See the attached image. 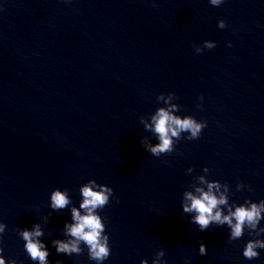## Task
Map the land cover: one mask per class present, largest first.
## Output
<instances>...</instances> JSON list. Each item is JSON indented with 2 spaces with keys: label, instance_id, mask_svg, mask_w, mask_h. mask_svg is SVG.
Returning <instances> with one entry per match:
<instances>
[{
  "label": "water",
  "instance_id": "obj_1",
  "mask_svg": "<svg viewBox=\"0 0 264 264\" xmlns=\"http://www.w3.org/2000/svg\"><path fill=\"white\" fill-rule=\"evenodd\" d=\"M0 247L5 258L33 264L17 236L40 223L55 264H94L57 255L68 209L48 216V194L89 179L113 189L106 218L110 255L104 264H264L248 261L247 232L227 240L226 227L199 232L180 209L195 175L227 182L230 202L264 199V0H0ZM224 20L226 27L217 28ZM204 40L216 47L196 54ZM232 47H226L227 42ZM173 92L179 114L207 120L196 140L151 156L148 119ZM203 96L198 110L197 97ZM179 152L180 154H177ZM193 168L191 174L185 170ZM251 191H235L236 182ZM48 216L45 221L44 217ZM264 226V221L261 222ZM264 239V236L261 237ZM200 242L206 255L197 254ZM83 247V246H82Z\"/></svg>",
  "mask_w": 264,
  "mask_h": 264
},
{
  "label": "clouds",
  "instance_id": "obj_2",
  "mask_svg": "<svg viewBox=\"0 0 264 264\" xmlns=\"http://www.w3.org/2000/svg\"><path fill=\"white\" fill-rule=\"evenodd\" d=\"M72 0H63V3H71ZM212 7H219L225 0H207ZM3 7L0 6V12ZM217 28L224 29V20L217 21ZM226 47H232L231 42H227ZM216 47L215 41L204 40L201 45H194L196 54L202 50H210ZM157 101H163L161 106L149 115L148 119H139V123L146 132L151 133L155 143L140 138L143 149L153 157L172 154L175 145L181 138L184 140H196L201 132L207 127V120L201 118L197 120L192 115L179 114L180 107L172 103L178 97L173 92L156 95ZM196 108L202 109L203 96L197 97ZM177 154H180L177 152ZM192 167L185 170V174H191ZM203 174L195 175L189 183V190L182 192L180 209L188 216V222L196 226L197 231L204 232L212 225L217 228L226 227L227 240L229 242L240 239L245 232L250 237L241 248L240 255L248 261L259 257L258 250H264V199L258 201L244 198L242 202H230V189L227 182L221 183L218 180L206 179L209 173L208 167L201 169ZM251 191V188L241 182H236L235 191ZM78 205H73L68 189L53 188L48 194V216L52 212H60L68 209L70 220H66L62 226L63 239H52L50 245L55 249L57 255L63 254L65 257L80 255L86 249L87 259L94 264H104L108 260L111 249L109 245V235L106 231V218L100 215V211L110 203V198L116 203L119 200L114 196L113 189L105 184L97 183L94 179H89L78 188ZM45 216V221L48 219ZM6 225L0 222V240H2ZM17 236L23 242L22 247L27 259L33 264H52L48 257L50 255L48 246L41 237L44 236V229L40 223H33L30 228H20ZM83 246V247H82ZM4 249L0 247V264H18L15 258H5ZM197 254L206 255V246L200 242L197 247ZM163 249L157 250L151 259V264H166L163 259ZM55 264H62L57 260ZM140 264H148L145 259L140 260ZM184 264H189L185 258Z\"/></svg>",
  "mask_w": 264,
  "mask_h": 264
}]
</instances>
